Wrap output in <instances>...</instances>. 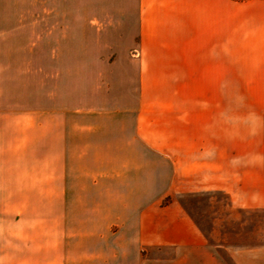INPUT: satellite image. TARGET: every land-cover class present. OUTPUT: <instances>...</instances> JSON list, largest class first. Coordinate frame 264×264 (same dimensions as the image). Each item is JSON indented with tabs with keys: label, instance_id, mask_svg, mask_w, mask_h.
Instances as JSON below:
<instances>
[{
	"label": "crops",
	"instance_id": "1",
	"mask_svg": "<svg viewBox=\"0 0 264 264\" xmlns=\"http://www.w3.org/2000/svg\"><path fill=\"white\" fill-rule=\"evenodd\" d=\"M77 9L0 0V43H23L0 49V264L225 261L183 200L264 209V0H133L98 33ZM78 41L136 43L126 85L79 97L30 44Z\"/></svg>",
	"mask_w": 264,
	"mask_h": 264
},
{
	"label": "rangeland",
	"instance_id": "2",
	"mask_svg": "<svg viewBox=\"0 0 264 264\" xmlns=\"http://www.w3.org/2000/svg\"><path fill=\"white\" fill-rule=\"evenodd\" d=\"M69 1L77 5L79 19H84L85 16L87 18L93 16L95 21L93 33H98L96 30L97 26L102 27L111 20L107 15L104 21L101 20V17L96 18V16L106 13L102 9L103 6L119 7L120 5L122 7L125 2H128V4L133 2V0ZM85 5H90L91 7L88 12L85 10ZM87 13L89 17L86 15ZM82 14L84 15L82 16ZM20 44L23 43H0V49H3L2 46ZM30 44L31 46L40 44L47 55H50L51 51L56 50L62 57L64 65H70L71 63L77 66L79 97L91 96L87 92H90L91 88L97 86L98 83L101 84L103 93H108L110 86L124 87L127 81V74L132 72L133 53H136V43L133 42L78 41ZM239 97H241L240 91ZM183 204L207 233L209 242L214 246L221 245L218 248V252L225 261H220L218 264H235L225 247H246L264 244V209L234 208L230 205L228 196L222 192L188 196L184 198ZM157 264L196 263L190 260L183 263L181 261H157ZM252 264H264V261H255Z\"/></svg>",
	"mask_w": 264,
	"mask_h": 264
}]
</instances>
